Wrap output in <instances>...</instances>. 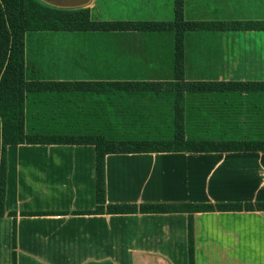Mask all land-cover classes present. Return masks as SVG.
Instances as JSON below:
<instances>
[{"label": "crops", "instance_id": "0c3cea01", "mask_svg": "<svg viewBox=\"0 0 264 264\" xmlns=\"http://www.w3.org/2000/svg\"><path fill=\"white\" fill-rule=\"evenodd\" d=\"M182 1L188 21L264 22V0ZM48 4L88 8L96 21L172 22L176 12V0ZM52 47L43 60L47 79L99 88L70 94L68 116H112L123 131L160 135L174 132L181 115L187 132L264 139L263 92L183 91L197 83L264 84L262 29L186 33L179 67L175 32L64 33ZM108 84L121 90L103 93ZM103 123L81 126L98 131ZM7 165L0 264H13L14 220L16 264H189L187 213L78 214L97 209L94 146H9ZM106 192L108 205L264 204V152L111 154ZM193 224L195 264H264V210L196 213Z\"/></svg>", "mask_w": 264, "mask_h": 264}, {"label": "trees", "instance_id": "16d2710c", "mask_svg": "<svg viewBox=\"0 0 264 264\" xmlns=\"http://www.w3.org/2000/svg\"><path fill=\"white\" fill-rule=\"evenodd\" d=\"M57 0H0V218L5 210L7 191V149L16 145H92L96 151L97 209L78 214H135L184 212L188 220L189 264H195L193 217L214 211L264 210V204L217 205H108L106 200V157L111 154L142 153H226L264 152V139L226 132H187L181 115L174 132L151 134L123 131L118 118H81L66 114L69 96L99 91L98 86L53 81L46 78L44 56L52 53L53 38L64 33H116L124 30L175 32L178 67L182 60L184 35L215 30H264V22H203L184 18V3L176 0L172 22L96 21L88 8L60 9L48 4ZM103 93L115 95L116 84L102 86ZM121 88V87H120ZM141 88V87H139ZM147 88V87H144ZM138 90V89H136ZM178 92L181 86L178 85ZM157 91H162L157 89ZM193 93H264V84H187ZM64 104H61V103ZM103 120L101 130L91 131L82 123ZM16 219V213H8ZM24 216L43 213H22ZM13 264H16V220L13 229Z\"/></svg>", "mask_w": 264, "mask_h": 264}, {"label": "water", "instance_id": "95a60500", "mask_svg": "<svg viewBox=\"0 0 264 264\" xmlns=\"http://www.w3.org/2000/svg\"><path fill=\"white\" fill-rule=\"evenodd\" d=\"M48 3L55 4V3H57V1H48Z\"/></svg>", "mask_w": 264, "mask_h": 264}]
</instances>
